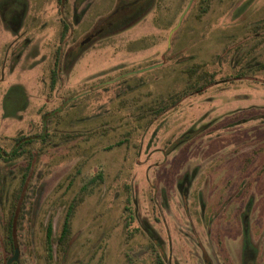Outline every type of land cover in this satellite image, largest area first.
Listing matches in <instances>:
<instances>
[{"label":"rangeland","instance_id":"374dc122","mask_svg":"<svg viewBox=\"0 0 264 264\" xmlns=\"http://www.w3.org/2000/svg\"><path fill=\"white\" fill-rule=\"evenodd\" d=\"M23 1L0 13V148L37 141L0 160V264L13 241L15 264H264V0Z\"/></svg>","mask_w":264,"mask_h":264},{"label":"trees","instance_id":"16d2710c","mask_svg":"<svg viewBox=\"0 0 264 264\" xmlns=\"http://www.w3.org/2000/svg\"><path fill=\"white\" fill-rule=\"evenodd\" d=\"M57 1L60 2V0H57ZM59 6H60V4H59ZM66 30H67V26L65 24H63L62 30L60 33V38H59L60 41H63L64 36L66 34ZM58 50H59V48L56 49V51H55L56 55H55L54 63H53V70L51 71V74H50V85L52 88L56 84V80H57L56 77H57V73H58L57 71L59 70V66H60V62H61V54H60V51L58 52ZM200 77H201L200 78L201 80L207 79V82L204 86L200 87L199 89H196L197 90L196 92H202L205 87H210L214 83L213 74L205 73V74H202ZM179 99L180 98L177 96L175 102H173V105L176 104V102ZM167 107H169V106L161 105L158 108L157 112L161 113V112L165 111L167 109ZM36 141H37V137H33V136H31V137L30 136H17V137H15L12 140V146H11L9 152H6L0 148V160H2L3 162H10L12 160H15V159L21 157L26 152L25 148L27 146L33 144ZM24 172H27L26 168H25ZM25 178H26V176L24 175L22 177V181L20 184L21 186L19 188V197H20V194L23 193V190L25 188ZM96 178H101V175H98ZM93 180L94 179H91V181H93ZM74 208H75V204L71 203L65 212L63 222L61 225L60 234H59V237L57 240V243L59 246L65 245L69 239L70 227H71V218H72L73 213H74ZM14 209H15V212L10 217V221H9L8 226H7L8 237H9L10 241H12V237L14 236V233L12 230L14 227V216L17 215V212H16L17 208H14ZM52 233L53 232H52L51 222H48V224L46 226V231H45V239H46V248H47V251L49 253L52 252V243H53ZM156 263L162 264L159 259H157Z\"/></svg>","mask_w":264,"mask_h":264},{"label":"flooded vegetation","instance_id":"af4514ba","mask_svg":"<svg viewBox=\"0 0 264 264\" xmlns=\"http://www.w3.org/2000/svg\"><path fill=\"white\" fill-rule=\"evenodd\" d=\"M55 2L57 3V6L59 7V4L63 3V0H60V2L57 1V0H55ZM2 4H3V2L0 0V8L3 9V10H0V13L1 14H7L8 9L11 8V7H13V10L14 11L13 12H10V14H9L11 18H15L16 16H19L20 12L22 13V9L24 8L23 7V4H24V1L23 0H7V1H5V6H3ZM17 6H20V8L18 10H17ZM71 57H72V55H71ZM71 57L67 61L66 60L63 61L62 60V57H61V62H60L59 70H60V67H61V63L62 62H65V61H66V63L67 62H70L71 61ZM12 248H13V246H12ZM12 256H13V253H12V255L8 259H10ZM8 259L6 260V262L8 261ZM15 263H17V261H12L10 264H15Z\"/></svg>","mask_w":264,"mask_h":264},{"label":"water","instance_id":"95a60500","mask_svg":"<svg viewBox=\"0 0 264 264\" xmlns=\"http://www.w3.org/2000/svg\"><path fill=\"white\" fill-rule=\"evenodd\" d=\"M17 255H18V249L13 241V256L10 259H8V261L5 264H10L12 261H17ZM207 264L209 263L207 262Z\"/></svg>","mask_w":264,"mask_h":264}]
</instances>
